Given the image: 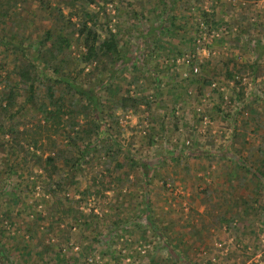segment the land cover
I'll use <instances>...</instances> for the list:
<instances>
[{"label": "rangeland", "instance_id": "rangeland-1", "mask_svg": "<svg viewBox=\"0 0 264 264\" xmlns=\"http://www.w3.org/2000/svg\"><path fill=\"white\" fill-rule=\"evenodd\" d=\"M49 8H60L63 20ZM14 12L20 37L7 34L6 40L39 46L53 25L62 27L71 39L65 71L86 88L98 87L110 72L103 70L104 62H82L86 43L79 31L85 13L95 14L102 39L114 35L125 57L139 50L143 61L122 66L107 87L102 85L98 120L106 127L100 137L79 136L75 143L71 129L51 132L54 150L69 148L82 157L76 167L57 162L52 181L36 162L52 154V147L45 140L33 143L40 135L37 124L44 123L39 101L46 84H38L35 94L16 86V104L3 118L14 129L21 122L25 134L11 147L10 135L0 129V264H91L98 258L103 264H264V186L241 188L245 203L230 207L236 201L224 185L227 168L219 174L206 157L187 155L196 142L205 149L209 100L231 101L227 104L234 108L238 88H254L247 73L264 45V0H99L92 5L34 0ZM2 26L0 37L12 28ZM23 59L0 45V72L8 75L11 70L2 65ZM228 62L247 66L245 81H227L222 72ZM255 68L263 73V56ZM5 90L2 85L0 95ZM126 90L148 96L151 105L120 108ZM260 91L264 95L258 87L255 92ZM108 148L118 155L106 159ZM142 163L151 164L147 187ZM117 164L122 167L114 173ZM108 169L113 183L104 179ZM67 209L72 212L66 214ZM170 249L178 257H171Z\"/></svg>", "mask_w": 264, "mask_h": 264}, {"label": "trees", "instance_id": "trees-1", "mask_svg": "<svg viewBox=\"0 0 264 264\" xmlns=\"http://www.w3.org/2000/svg\"><path fill=\"white\" fill-rule=\"evenodd\" d=\"M32 1L34 0H0V25H3L2 29L5 30L6 27H8L7 25L12 26L10 32H5L4 37H0V45L4 46L6 49L21 53L24 57V61L15 63L13 66H8V64L2 65L3 69L11 70V73L7 75L5 73L6 71L0 72V87L4 85L6 89L5 92L0 95V129H5L6 134L10 135L12 140L10 144L11 147L19 146V140L23 138L22 135L25 134L23 131H21L20 134L19 131V126L22 123H16V129H14V127L7 125L6 119L3 118V116L9 113L11 108L16 104V99L18 98L16 86L22 85L24 90L27 89L30 94H35L38 84H46L43 99L39 101V111L43 116L44 123L40 122L37 124L36 130L40 135L38 134L39 136L33 139V143L37 145L42 140L50 143L52 149L48 150H50L53 155L50 154L45 159L40 157L36 162L46 173L47 178L52 181L59 172V167L56 164L57 162L73 163V166L76 167L82 160V157L73 155V152L70 151L69 148L57 151L54 150L53 148L56 147V141L54 142V140H52L51 132L56 135L61 128L65 130L71 129L75 132V137L72 139L75 143L77 141L79 143V136H82L86 140L94 137V135L100 137L103 134L102 131L105 130L106 127L104 122L98 120V115L100 112L102 113V107H104V103L101 101L100 96L102 85L104 84L103 86L107 87L106 84L110 82L111 78H114L115 74H117L120 70L119 68H122V66L126 67L128 64L135 67V65H137L136 62L143 61V58H139V54H141L139 50L132 58L125 57L116 41V37H114V35H109V37L102 39L95 30L96 23L93 19L95 14L85 13L87 22H83L79 31L80 36L85 37L86 43V52L82 55V62L87 65L94 62H104L105 65H103V70L110 72V77L109 79L105 78L98 87H84L77 79L71 78V75L65 71L69 63L70 54L68 51H70L71 39L68 35L62 33V27L58 28V25H53V29L48 31V40L46 43L39 46H27L24 42L16 44L6 40L7 34H10L12 38L20 37L19 32L15 31L14 27V23H17L16 18L18 16V14L14 12V9L21 3ZM72 1L76 2L79 0ZM86 2L88 5H92L95 3L97 4L99 0H86ZM59 9L60 8H49L48 10L51 11L50 15L52 16L58 11V16L56 18L60 22L63 20L64 15ZM250 28L251 26L244 28V30H247L245 32H249ZM47 43L48 46L46 45ZM252 50V52H255V48ZM148 52L149 51H147L146 54H148ZM255 54L257 60L264 56V45L261 47V51H257ZM146 56L147 55H145V57ZM257 60L255 59L254 63L249 65L250 69H254ZM193 63L194 60L190 62L191 65H193ZM224 68L229 80L236 77L239 78L238 82L239 80L240 82L243 80L242 78L245 70L238 69L236 64L232 65L231 63H227L224 65ZM91 74H93V72ZM13 77H16V79L13 80ZM58 85H63V88L58 89ZM123 96L120 108L124 110H137L141 105L147 107L151 105L148 96L135 97L131 95L129 90H126ZM81 101H85V103L82 104ZM111 101L116 105V108L119 107L117 100L112 99ZM81 117L85 120V122L83 121L84 123H81ZM18 134H20V136H18ZM105 139H110V135L108 134ZM0 147H4V143L1 141ZM86 148H90V145H87ZM111 149H106V159H113L118 155L117 149H115L117 152L111 151ZM121 167L122 164H117L115 170H112V172H118ZM141 168L143 169L144 176L143 184L147 187L151 164L142 163ZM107 171H109V169ZM112 172L109 171L104 179H110L114 175ZM110 181L113 183L112 178ZM71 212V209L66 210V214ZM75 213L78 214L79 217H84L83 213L79 210H75ZM108 236L110 238V235ZM170 253H172L171 257L174 259L178 257L172 249H170Z\"/></svg>", "mask_w": 264, "mask_h": 264}, {"label": "crops", "instance_id": "crops-1", "mask_svg": "<svg viewBox=\"0 0 264 264\" xmlns=\"http://www.w3.org/2000/svg\"><path fill=\"white\" fill-rule=\"evenodd\" d=\"M236 67L245 70L247 66L236 64ZM248 69L251 70L247 74L250 75L254 88L247 89V86L244 88L237 86L240 87L237 96L239 100L234 108H230L227 104L231 101L219 103L209 100L206 107L209 110L211 123L205 139V149H199L200 145L196 142L192 152L187 151L188 156L191 154L196 157H206L205 160H209V166H212V169L217 170L219 174H223L224 168H227L223 175L227 177L224 185L230 194V199L233 203L236 201V204L230 207H239V204L244 202L245 197L240 193L241 188L249 185L264 186V95L262 91L255 92L257 87L263 89L264 92V71L260 74L255 67ZM222 73L225 74L227 81H231L226 71ZM170 155L175 154L170 153ZM200 169L198 165L197 171ZM190 173L193 174L192 170ZM214 173L213 171L212 174L215 175ZM215 181H219V177ZM236 194L241 195L240 200L232 198ZM240 211L241 208L238 212ZM225 212L227 214L229 211Z\"/></svg>", "mask_w": 264, "mask_h": 264}, {"label": "built area", "instance_id": "built-area-1", "mask_svg": "<svg viewBox=\"0 0 264 264\" xmlns=\"http://www.w3.org/2000/svg\"><path fill=\"white\" fill-rule=\"evenodd\" d=\"M195 72H197V69H195ZM244 81L246 80V78L243 79ZM208 122L205 120V125H207ZM189 144V142H187ZM100 259L98 258L97 261H93L92 259H90V261L92 262L91 264H103L101 261H99ZM94 262V263H93Z\"/></svg>", "mask_w": 264, "mask_h": 264}]
</instances>
